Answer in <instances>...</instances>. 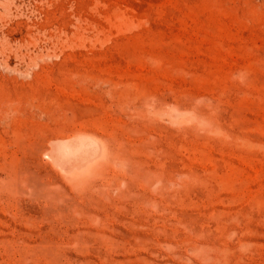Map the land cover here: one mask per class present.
<instances>
[{"label": "rangeland", "instance_id": "obj_1", "mask_svg": "<svg viewBox=\"0 0 264 264\" xmlns=\"http://www.w3.org/2000/svg\"><path fill=\"white\" fill-rule=\"evenodd\" d=\"M0 264H264V0H0Z\"/></svg>", "mask_w": 264, "mask_h": 264}, {"label": "bare ground", "instance_id": "obj_2", "mask_svg": "<svg viewBox=\"0 0 264 264\" xmlns=\"http://www.w3.org/2000/svg\"><path fill=\"white\" fill-rule=\"evenodd\" d=\"M55 147H56L57 149L66 150V149H67L68 147H70V146H68V145L66 146L65 144L60 143V144H56ZM94 149H95V148H94ZM68 151H70L69 148H68ZM81 158H85V156H83V157H81ZM81 158H79V159H81ZM54 159L57 160V161H59V162H61V160H62V158L57 157V156H54ZM79 159H78L77 161L80 162ZM73 162H76V160H73L72 163H73ZM71 165H72V164H70V166H71ZM68 166H69V165H68ZM68 166H67V167H68ZM76 166H77V164H76Z\"/></svg>", "mask_w": 264, "mask_h": 264}]
</instances>
